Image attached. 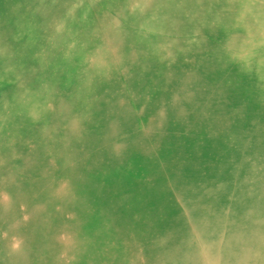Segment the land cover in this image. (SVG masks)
I'll list each match as a JSON object with an SVG mask.
<instances>
[{
  "label": "bare ground",
  "instance_id": "1",
  "mask_svg": "<svg viewBox=\"0 0 264 264\" xmlns=\"http://www.w3.org/2000/svg\"><path fill=\"white\" fill-rule=\"evenodd\" d=\"M9 1L8 19L32 36L22 44L29 57L19 59L24 78L0 99L17 118L16 128L0 122L10 134L0 147V264H264V133L215 159L213 134L187 142L168 189L121 174L127 158H140L146 172L155 161L142 131L186 125L183 113L163 111L142 129L135 112L163 108L177 81L164 84L166 75H182L181 88L210 84L203 67L222 55L214 25L245 22L257 0ZM83 124L95 125L101 147L84 162L70 142ZM234 155L241 170L225 173Z\"/></svg>",
  "mask_w": 264,
  "mask_h": 264
},
{
  "label": "rangeland",
  "instance_id": "2",
  "mask_svg": "<svg viewBox=\"0 0 264 264\" xmlns=\"http://www.w3.org/2000/svg\"><path fill=\"white\" fill-rule=\"evenodd\" d=\"M85 1L90 3L96 0ZM245 3H247L245 0L241 1V4ZM256 3L259 4L256 11L247 13L246 21L237 24L236 27H232L231 24L225 26L227 22L214 25L215 31L213 35L218 41V48L220 49L218 51L222 55L220 60L214 59L209 63L210 69L203 67L206 74L205 81L210 83L204 85V87H210L208 91L200 86V84L199 86L181 88L178 81L180 82V79L183 78L182 75H178V77L166 75V78L163 80L164 84L177 81L175 84L168 86V94L163 108L155 110L154 113H150L149 111L145 113L135 112L136 117L134 122L142 129L146 127L149 121L155 119L157 112L163 111L168 117L177 118H179V114L183 113L186 127L181 125V123L176 125L167 124L158 136H155V134L146 135L142 131L141 137H146L145 146H147V143L150 144L148 152L155 157V161L148 166V172H146L145 168L147 166H145V163L140 158L138 159L137 156L127 158V160H124V162L126 161V166L123 168L126 172L121 173L122 175L135 177L139 182L148 180L151 183H158V185L161 184L163 188L168 189L171 188L169 182L173 176L171 166L176 163V159L179 158L180 152L187 142H191L192 144L195 141V144H199L201 138L205 140L206 135L213 134L215 139L213 143L208 144L207 152L211 155L212 159H215L218 152L220 153L222 149L231 150L236 153L235 150L243 147L242 141L249 140L257 132L264 133V35H261V33H264V2L257 0ZM14 4V1L0 0V53L2 55H0V99L3 101H7L13 90L16 89L17 79L19 78L18 81H21L24 78L25 69L23 70L22 66L18 68L21 65L19 59L23 55L25 57H29L30 55V50L22 49V44L27 42L32 35L28 34L27 37V34L21 31L20 28H23L21 26L23 21H20L18 24V22L15 23L13 20L10 21L7 17L9 7ZM85 4L88 5L87 3ZM95 6L92 4L90 8ZM246 31H250L252 34ZM223 36H229L226 45L220 42L219 37ZM36 38H38L37 35ZM233 38L240 41V44L236 47L231 44V39ZM251 38L252 40H249ZM43 48V45H38L39 53L43 51ZM201 56L196 54V58H194L195 62L203 60ZM60 62L61 57L59 56L57 60L49 63L59 64ZM124 67L128 68V65L125 64ZM47 70H49L48 65ZM122 80L124 81V79ZM161 90L162 87L158 86L157 90V87L154 86L152 88L153 95L157 92L159 96ZM90 91L91 89L86 92L88 96L90 95ZM172 97L175 98V101H173ZM170 99L173 102L169 103ZM85 101H87L86 97ZM224 117L226 122L225 120L223 121ZM16 119L15 113H7L6 108L0 107V122H4L6 126L16 128ZM221 119L222 121H219ZM239 126H241L242 139L235 143V141H238L234 139L237 136V128ZM94 131L95 125L93 124L80 125L79 135H73L75 139L70 141L77 148L82 162L90 160L91 154L95 153L96 150L98 152L99 148H101L100 146H96L93 140L92 134ZM183 132L187 133V135L182 138ZM8 135L10 136L9 130L0 128V147L6 144L9 138ZM91 142L95 145H92ZM202 147L205 149L206 145ZM254 148L256 146H252L250 152H253ZM261 149L262 147H260ZM235 156H231V161L227 169H225V173L236 174V171L238 173L241 170L237 165ZM191 160V157L186 159L187 162H191ZM109 162L113 161L109 159ZM87 167L86 170L91 171V168ZM17 180L21 182L25 179L21 177ZM232 186L235 187L234 185ZM8 191L4 192V194H10ZM75 225V221L71 219L70 226L74 227ZM24 230L28 232L30 229L24 228ZM259 232L261 238L264 239V230L260 228ZM18 236L16 238L22 239L20 234Z\"/></svg>",
  "mask_w": 264,
  "mask_h": 264
}]
</instances>
